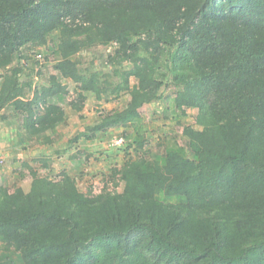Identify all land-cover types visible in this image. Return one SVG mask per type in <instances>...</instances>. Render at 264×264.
<instances>
[{"label": "trees", "instance_id": "trees-1", "mask_svg": "<svg viewBox=\"0 0 264 264\" xmlns=\"http://www.w3.org/2000/svg\"><path fill=\"white\" fill-rule=\"evenodd\" d=\"M55 31L56 72L27 97L24 63ZM97 45H114L113 72L73 59ZM65 78L77 111L88 92L130 95L89 130L132 126L138 155L111 171L121 191L29 165L28 189L0 185V242L21 257L10 264H264V0H0V115L13 106L27 133L53 130L67 118L52 100ZM166 78L175 108L197 109L200 127L183 130L193 157L144 151L141 108Z\"/></svg>", "mask_w": 264, "mask_h": 264}, {"label": "rangeland", "instance_id": "rangeland-1", "mask_svg": "<svg viewBox=\"0 0 264 264\" xmlns=\"http://www.w3.org/2000/svg\"><path fill=\"white\" fill-rule=\"evenodd\" d=\"M58 44L59 32L55 31L51 34L49 43L34 48L30 60L24 63L26 70L21 78L23 81H32V86H28L25 91L27 97L33 95L34 87L40 88L48 84L51 74L56 72L54 66L58 61ZM113 48L114 45L93 46L88 52L75 54L73 59L78 60L81 68L113 72L114 66L107 62V56ZM37 54H41V58ZM129 66V62L121 65L122 68ZM135 81L132 78V83ZM63 82L67 85L68 93L52 98L64 107L67 114L66 120L57 125V131L48 130L40 133V136L26 135L23 133L22 116L14 114V123L6 124L11 108L6 107L2 111L0 135L4 129L8 132V138L0 137V184L6 182L12 191L17 186L28 189L32 182L29 165L42 175L51 177L67 171L77 178L78 186L85 192L92 189L99 193L104 187L121 191L120 186L114 188L111 171L121 167L128 158L138 155L135 146L131 145L132 141L125 136L132 133L134 128L112 126L95 131L89 128L96 126L102 120L103 114L122 109L128 103L130 95L124 92L118 97L112 94L107 97L104 94L98 98L95 93L88 92L83 108L77 111L70 105L77 96V83L70 78L63 79ZM165 82L167 84L161 89V97L141 108V128L146 138L144 151L146 150L149 159L162 160L169 148L179 149L183 154L193 157L186 145L183 130L185 125L200 127L195 119L197 109L188 108L185 113L177 110L174 104L176 89L169 79L166 78ZM39 108L42 110L43 106L40 105ZM85 133L92 137H87ZM119 137L124 141L116 144L115 139ZM158 196L170 202L184 199L183 195L165 196L162 192ZM20 262L19 252L0 242V264Z\"/></svg>", "mask_w": 264, "mask_h": 264}, {"label": "crops", "instance_id": "crops-1", "mask_svg": "<svg viewBox=\"0 0 264 264\" xmlns=\"http://www.w3.org/2000/svg\"><path fill=\"white\" fill-rule=\"evenodd\" d=\"M55 98V97H54ZM9 108H11V110H10V112L9 113H11V115H10V118L9 119H7L5 122H7L6 124H8V123H14V121H13V116L12 115H14L15 114V109H14V107L13 106H8ZM6 109V108H5ZM5 109H3L2 111H4ZM3 112H1V114H2ZM58 126H56L53 130L54 131H57V128ZM7 128V127H6ZM2 131H3V133L0 135V137L1 138H8V135H7V133L5 132V130L4 129H2ZM11 133V132H10ZM23 133H26V135H31V134H29V133H27L26 131H25V129H23ZM43 133V132H42ZM41 133V134H42ZM33 135V134H32ZM33 136H40V133L39 134H37V135H33ZM3 148V147H2ZM5 148V147H4ZM5 149H7V148H5ZM1 185V184H0ZM3 185H7L6 184V182H4L3 183Z\"/></svg>", "mask_w": 264, "mask_h": 264}, {"label": "built area", "instance_id": "built-area-1", "mask_svg": "<svg viewBox=\"0 0 264 264\" xmlns=\"http://www.w3.org/2000/svg\"><path fill=\"white\" fill-rule=\"evenodd\" d=\"M36 56H37L38 58H41V54H37ZM123 141H124V140H123L122 137H119V138H116V139H115V143H116V144H121Z\"/></svg>", "mask_w": 264, "mask_h": 264}]
</instances>
